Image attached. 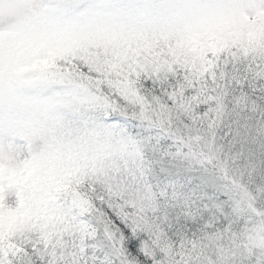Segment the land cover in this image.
<instances>
[{"label":"snow or ice","instance_id":"6c2138e0","mask_svg":"<svg viewBox=\"0 0 264 264\" xmlns=\"http://www.w3.org/2000/svg\"><path fill=\"white\" fill-rule=\"evenodd\" d=\"M0 264H264V0H0Z\"/></svg>","mask_w":264,"mask_h":264}]
</instances>
